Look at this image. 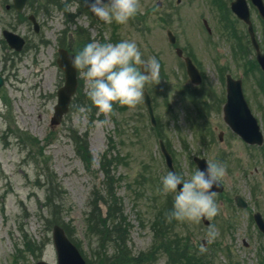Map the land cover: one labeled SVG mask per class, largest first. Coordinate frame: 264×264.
Masks as SVG:
<instances>
[{"label": "rangeland", "instance_id": "rangeland-1", "mask_svg": "<svg viewBox=\"0 0 264 264\" xmlns=\"http://www.w3.org/2000/svg\"><path fill=\"white\" fill-rule=\"evenodd\" d=\"M47 1L38 0V5L27 2L18 13L12 0H0V40L1 30L6 28L29 42L19 57L6 62L14 76L2 73L6 82L0 88V264H35L40 259L56 264L53 224L68 225L70 236L66 229L65 233L74 244L79 242L77 248L83 255L95 251L99 239L88 231L86 219L96 192L104 195V177L99 170L104 153L112 160L109 177L114 180L124 217L121 225L133 254L146 252L160 241L167 246L171 238H178L190 251L212 257V264H264V236L252 221L257 210L264 217V142L261 146L246 144L227 128L220 110L208 111L209 105L198 108L196 104L199 98L209 101L207 95L212 91L205 89L210 85L216 88L212 96L220 93L221 75L230 72L243 79L244 94L264 135V76L253 60L245 26L228 12L231 0H222L224 10L213 7L212 0H181L179 4L176 0H162L161 10L155 6L157 0H140V12L127 25H109L99 20L89 11V0L83 12L77 10L79 0H70L67 13L75 14L65 25L55 1ZM35 6L37 20L45 21L40 33H35L23 17L33 13ZM250 9L262 47L264 26L255 8ZM203 17L211 34L205 32ZM224 18L232 25L221 27L219 21ZM65 26L72 31L69 38L62 33ZM77 27L87 31L92 41L135 40L144 62L152 58L158 61L160 74L148 78L145 85L152 97L156 126L150 124L142 97L135 108L126 106L120 110L116 104L111 115L96 111L92 119L89 113H78L75 98L61 124L50 127L55 98L44 96L62 82L61 70L55 63L56 50L62 43L74 44ZM167 28L176 35L175 46L167 39ZM234 30L240 39L228 38ZM176 46L185 54L190 52L202 67L205 80L200 88L193 87L187 79L182 59L175 53ZM234 48L237 58L242 56L244 62L236 59ZM9 52L5 41H0V67L5 66L4 58ZM242 64L248 70L242 66L243 71ZM78 79L80 91L86 96L79 73ZM183 88L192 90L194 103L180 95ZM198 109L208 112V116L200 118ZM221 130L222 141L218 139ZM75 134L86 138L82 149L90 152L94 162L89 168L77 153ZM159 139L166 143L176 172L186 178L197 169L192 162L194 155L227 166L221 180L225 190L215 197L219 212L208 218L209 224L166 221L173 197H162L157 191L161 176L169 171ZM236 193L248 201L246 208L233 203ZM100 203L105 217L106 206ZM212 227L218 230L214 240L207 238ZM29 242L32 247L36 243L35 252L29 249ZM160 250H164L162 246L154 251V264H166L168 255Z\"/></svg>", "mask_w": 264, "mask_h": 264}, {"label": "clouds", "instance_id": "clouds-1", "mask_svg": "<svg viewBox=\"0 0 264 264\" xmlns=\"http://www.w3.org/2000/svg\"><path fill=\"white\" fill-rule=\"evenodd\" d=\"M140 10V0H89V11L109 25H127ZM71 64L84 80L85 94L90 101V106H80L78 113L86 116L95 108L98 114L109 116L116 104L135 108L140 103L150 70L157 61L152 58L144 63L135 40L125 39L118 43L94 40L73 56ZM226 174L227 166L212 159L206 162L205 169L197 168L187 178L175 171L161 176L157 191L162 197H173L166 221L199 223L202 218L215 217L219 205L216 193L210 189L217 187ZM217 235L218 230L212 227L207 238L214 240Z\"/></svg>", "mask_w": 264, "mask_h": 264}, {"label": "water", "instance_id": "water-1", "mask_svg": "<svg viewBox=\"0 0 264 264\" xmlns=\"http://www.w3.org/2000/svg\"><path fill=\"white\" fill-rule=\"evenodd\" d=\"M26 1L27 0H13V5L17 10H22ZM251 1L258 7L259 13L264 20V2L262 0ZM232 9L241 19L248 23L250 39L256 49V58L264 72V50L263 52H261L258 48V44L254 37V32L252 30V26L248 17V10L245 1H233ZM30 18L33 19L32 16H30ZM3 35L11 47L15 48L16 50H20L22 48L23 39L20 36L6 29L3 30ZM169 38L171 41H173L170 32ZM178 53H180L179 50ZM73 56L74 55L67 53L63 49L59 50V57L57 59V63L59 67L62 68L64 71V84L58 89L57 92V104L54 107V114L51 118V124H57L61 121L63 114L68 111L71 97L77 87L76 70L73 69L71 64ZM188 67H190V65H188ZM158 71V65L156 64L152 66V70H150L149 75H155L158 73ZM1 83L2 79L0 77V85ZM144 102L147 106L152 123H155L151 99L146 91L144 92ZM224 119L232 127V129L247 142L251 144H261L263 142V137L259 125L257 123L256 118L251 113L246 100L244 99L239 81L228 82L227 100L224 105ZM159 144L162 153L165 156L167 166L171 171H173L171 156L166 150L162 140L159 141ZM179 187L180 186H178V188ZM221 190L222 185L220 183L217 187L214 186L212 189H210V191ZM239 200H241V198L237 197L238 205L243 206L245 202L241 200L240 203ZM255 221L259 228L264 232V222L261 219L259 213L255 214ZM52 239L56 251L57 264H86L85 260L81 256L76 246L67 238L64 233V230L60 226H53ZM36 264L48 263L43 260H39L36 262Z\"/></svg>", "mask_w": 264, "mask_h": 264}, {"label": "trees", "instance_id": "trees-1", "mask_svg": "<svg viewBox=\"0 0 264 264\" xmlns=\"http://www.w3.org/2000/svg\"><path fill=\"white\" fill-rule=\"evenodd\" d=\"M88 0H79L78 8L82 10L87 6ZM80 47L81 43L78 41ZM82 96V98H81ZM77 98V108L83 105L90 106V101L85 99L81 91H79ZM126 107V106H125ZM124 107V108H125ZM123 108V107H122ZM121 108V109H122ZM123 108V109H124ZM94 109V108H93ZM75 146L77 147V153L85 166L89 168L92 165L93 158L88 150L82 149L83 140L85 136H73ZM107 153H104L99 161V170L103 173L104 177V195L96 192L94 201L92 202V209L89 212V216L86 219L87 229L90 233L95 234L98 237V241L95 245V251L91 255H84L87 264H147V253L140 252L133 254L127 245L128 236L124 234L123 224L124 217L119 207V200L116 197L114 180L110 178V164H112L111 158H107ZM106 206L105 217L102 215L101 203ZM66 229V233L69 235L70 228L68 225H63ZM187 240V239H186ZM79 246V242L75 241ZM31 246L29 249L31 252L37 250L35 242H29ZM164 252L168 255L167 264H212V257H208L201 252L196 253L190 251L187 245H182L178 238H171L167 246L160 244ZM112 249V251H110ZM111 252V253H110ZM148 264H150L148 262Z\"/></svg>", "mask_w": 264, "mask_h": 264}, {"label": "flooded vegetation", "instance_id": "flooded-vegetation-1", "mask_svg": "<svg viewBox=\"0 0 264 264\" xmlns=\"http://www.w3.org/2000/svg\"><path fill=\"white\" fill-rule=\"evenodd\" d=\"M221 8H222V6H221ZM204 20V19H203ZM223 21H219V24H220V26L222 27L223 26V24L224 23H222ZM243 25H245L244 23H242ZM246 26V25H245ZM205 31L206 32H208V33H211L212 32V30L210 29H208L207 27H206V25H205ZM17 55H20V54H17ZM186 56H188L191 60H192V62L196 65V63H195V58L193 57V55H191L190 54V52H188L187 51V53L185 54L184 53V50H183V54H182V57H181V59H182V62H183V65H184V72H185V75H186V77H189V73H188V71H187V66H186V61H185V59H184V57H186ZM198 68V70H199V72L201 71V84L198 86L199 88H200V86L202 85V82H203V80H205L204 78H203V76L205 75V73L203 72V69H202V67L201 66H199V67H197ZM0 72H2V73H6V74H8V75H11V72L9 73L8 72V67H0ZM236 78V77H235ZM189 79V78H188ZM220 84H221V86H222V90L220 91V93H217V94H215V95H217L216 97H215V95H211V93L212 92H216V88L214 87V86H212V85H210L211 87H207L205 90H210V91H212L211 93H210V95H207L208 97H209V101H206V100H202L203 101V103H204V105H209V107H208V111H218V110H220V112H221V116H222V119H223V122L225 123V125L227 126V128H229L230 129V127L226 124V122H225V120H224V115H223V105H224V103H225V100H226V92H227V87H228V83H227V79H226V76L225 77H223V78H221V81H220ZM242 85H243V83H242ZM214 90V91H213ZM211 99V100H210ZM200 118H204V116H208V112L207 113H201L200 112ZM231 130V129H230ZM232 131V130H231ZM223 131L221 130V131H219V133H218V139L220 140V141H222V139H223ZM195 156H193L192 157V162L195 164V167L196 168H200L201 170H203V169H205L206 168V165H205V162H206V160L204 161V160H202V159H200V158H194ZM199 157H201V158H204V157H202V156H199ZM235 195V194H234ZM234 195H233V198H234ZM264 208V207H263ZM264 210V209H263ZM261 213V212H260ZM261 215H262V213H261ZM262 217H263V215H262ZM264 218V217H263ZM252 221H253V225H255V228L257 229V226H256V224L254 223V220L252 219ZM261 235H263L264 236V234H261Z\"/></svg>", "mask_w": 264, "mask_h": 264}]
</instances>
